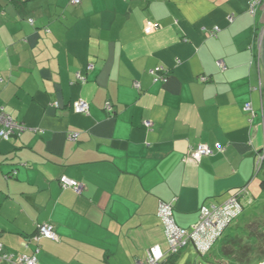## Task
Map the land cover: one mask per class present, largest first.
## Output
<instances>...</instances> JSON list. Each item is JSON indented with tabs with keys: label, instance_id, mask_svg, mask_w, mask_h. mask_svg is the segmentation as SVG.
I'll list each match as a JSON object with an SVG mask.
<instances>
[{
	"label": "crops",
	"instance_id": "crops-1",
	"mask_svg": "<svg viewBox=\"0 0 264 264\" xmlns=\"http://www.w3.org/2000/svg\"><path fill=\"white\" fill-rule=\"evenodd\" d=\"M19 2L0 0V106L23 126L0 138L5 251L32 254L27 238L51 222L59 239L40 242L39 264H139L150 246L169 252L160 201L190 228L202 205L242 186L258 199L264 8L254 17L250 0ZM158 66L167 80L151 74ZM79 98L86 115L71 108ZM199 143L223 150L195 161L188 150ZM65 174L82 194L60 184Z\"/></svg>",
	"mask_w": 264,
	"mask_h": 264
},
{
	"label": "built area",
	"instance_id": "built-area-1",
	"mask_svg": "<svg viewBox=\"0 0 264 264\" xmlns=\"http://www.w3.org/2000/svg\"><path fill=\"white\" fill-rule=\"evenodd\" d=\"M264 0H250L248 5V11L257 17L259 8ZM74 4H80L81 0H72ZM229 22H232L234 17L230 16ZM33 23V20H31ZM220 30L219 26H216L212 30V34L215 35ZM256 46L260 50L261 43L264 38V26L256 30ZM260 52V51H259ZM258 59L260 62V57L258 54ZM219 66L222 70H225L226 65L219 61ZM88 69H93L94 65L89 64ZM151 74L155 76L156 80H167L168 73L165 72L162 66H158L151 71ZM76 77L82 81L86 80L80 72L76 74ZM205 81L206 77H202ZM135 86L140 87L136 82ZM59 102H55L54 106L59 107ZM73 111L80 114H88L90 109V102L86 99H76L71 104ZM245 109L251 114H253V106L251 103H247ZM113 104L111 101L105 104V111L108 113H113ZM148 126L152 125L151 121L145 122ZM16 130H23V126L6 113L4 107L0 106V138L8 139ZM217 150H223L222 146H217ZM215 150L212 146L207 143H199L193 145L188 150V155L195 161H200L205 156H210L215 154ZM263 150V149H262ZM254 171L255 174L259 173L264 165V153L261 151L257 154L254 161ZM60 184L65 188H71L76 194H82L85 189V184L79 180H75L66 174L60 178ZM246 198V199H245ZM248 199V200H247ZM251 195L248 187L242 186L235 194L231 196L226 202L219 204H204L200 207L199 213L200 217L193 226L190 228L181 227L177 224L173 211L174 202H164L160 201V206L158 210V215L162 219L163 225L165 226V235L169 243L168 254L174 255L187 246L192 245L197 252L207 255L214 248V245L223 237L225 230L232 225L237 219L243 215L244 206L246 203L251 202ZM45 239H50L56 241L59 239L58 233L55 230L54 224L50 222H44L42 225L38 226L37 231L29 241H33L35 248L32 254H26L24 252L15 253L11 251H5L4 245L0 241V261L6 262L8 264H39V253L41 251V241ZM147 256L145 259L140 260L139 264H161L162 260L166 257V253L161 250L159 245L150 246L147 250Z\"/></svg>",
	"mask_w": 264,
	"mask_h": 264
},
{
	"label": "trees",
	"instance_id": "trees-1",
	"mask_svg": "<svg viewBox=\"0 0 264 264\" xmlns=\"http://www.w3.org/2000/svg\"><path fill=\"white\" fill-rule=\"evenodd\" d=\"M19 1L20 0H14V2L17 5L20 4ZM261 151H263L264 153V149ZM260 173L261 175H263V177L259 182V186L262 189H264V165L260 170V172L257 173L256 175L261 176ZM251 199L252 201L246 203V205L244 206V210H243L244 213L247 210H249L247 209L248 207L255 206V208L256 207L259 208V205L256 203L259 201V199H257L255 195L251 196ZM261 220L264 221L263 219H259V221ZM263 223L264 222H260L259 228L255 230L253 224L243 226L242 224H234L233 222L232 225L225 230V232L223 233V237L214 245L213 247L214 249L211 252H209V254L204 255L201 254L200 252H197L196 249L195 250L197 253L203 256L204 259L207 260V262L209 263L211 262V264H218L216 261L209 260L210 254H212L218 248H219L218 251L219 255L223 257L222 259L225 261L224 264H258L264 261V224ZM36 231L37 229L34 231V233H32V235L35 234ZM32 235L26 238L30 239ZM182 251L174 255L167 254L165 257L166 261H164L165 260L164 258L161 261L162 262L161 264L177 263L180 256L182 255ZM242 254L244 255L242 256Z\"/></svg>",
	"mask_w": 264,
	"mask_h": 264
},
{
	"label": "rangeland",
	"instance_id": "rangeland-1",
	"mask_svg": "<svg viewBox=\"0 0 264 264\" xmlns=\"http://www.w3.org/2000/svg\"><path fill=\"white\" fill-rule=\"evenodd\" d=\"M262 177L263 175H261L258 178L259 182L261 181ZM257 196L259 201L256 203L259 205V208L257 207L255 208V206L248 207L247 209L249 210H247L241 218L236 220L234 224H242L243 226L253 224V227L256 230L257 228H259L260 222H264L262 220L259 221V219L264 220V189L260 188L257 193ZM218 251L219 248L216 251H214L212 254H210L209 260L216 261L218 264H224L225 261L222 259L223 257L219 255ZM243 255L244 254H242V256ZM263 262H260L258 264H261ZM0 264H5V263L0 262ZM175 264H211V262L210 263L207 262V260H205L203 256H201L199 253L196 252V250L192 245H189L186 247L185 251L180 256L178 262Z\"/></svg>",
	"mask_w": 264,
	"mask_h": 264
},
{
	"label": "water",
	"instance_id": "water-1",
	"mask_svg": "<svg viewBox=\"0 0 264 264\" xmlns=\"http://www.w3.org/2000/svg\"><path fill=\"white\" fill-rule=\"evenodd\" d=\"M261 9H263L264 8V4L263 5H261V7H260ZM261 22H264V14H263V16H262V19H261ZM262 47H261V57H262V60H263V66H264V38H263V41H262ZM261 264H264V262L263 263H261Z\"/></svg>",
	"mask_w": 264,
	"mask_h": 264
},
{
	"label": "clouds",
	"instance_id": "clouds-1",
	"mask_svg": "<svg viewBox=\"0 0 264 264\" xmlns=\"http://www.w3.org/2000/svg\"><path fill=\"white\" fill-rule=\"evenodd\" d=\"M244 213V212H243Z\"/></svg>",
	"mask_w": 264,
	"mask_h": 264
}]
</instances>
